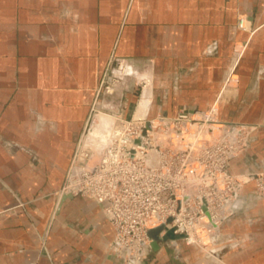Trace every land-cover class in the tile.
I'll use <instances>...</instances> for the list:
<instances>
[{"label":"crops","instance_id":"0c3cea01","mask_svg":"<svg viewBox=\"0 0 264 264\" xmlns=\"http://www.w3.org/2000/svg\"><path fill=\"white\" fill-rule=\"evenodd\" d=\"M212 104L252 126L229 171L263 169L264 0H0V264H264L252 182L209 251L168 231L135 263L113 254L102 205L62 190L92 107L110 124Z\"/></svg>","mask_w":264,"mask_h":264},{"label":"built area","instance_id":"2783aa9c","mask_svg":"<svg viewBox=\"0 0 264 264\" xmlns=\"http://www.w3.org/2000/svg\"><path fill=\"white\" fill-rule=\"evenodd\" d=\"M245 17L238 16L237 26L249 30ZM110 117L94 150L81 146L80 138L62 190L102 205L114 229L115 257L142 261L149 230L159 225L157 237L170 231L207 252L247 182L264 197V168L243 174L228 169L252 126L222 119L215 104L170 116ZM94 151L98 157L89 162Z\"/></svg>","mask_w":264,"mask_h":264},{"label":"rangeland","instance_id":"374dc122","mask_svg":"<svg viewBox=\"0 0 264 264\" xmlns=\"http://www.w3.org/2000/svg\"><path fill=\"white\" fill-rule=\"evenodd\" d=\"M115 68L118 70V72L119 73H122V72H124V64H123V61L122 60H117L116 61V64H115ZM113 79H115V78H112V79H103V81H102V88H103V90L105 91V92H109L111 89H112V85H113V82L115 81V80H113ZM117 79V78H116ZM145 82H146V79H145ZM140 88L142 87V86H145L146 84H147V82H146V84L144 83V81L142 80L140 83ZM99 112V110H97L96 108H94V107H92L90 110H89V113H88V115H87V121H86V126H85V130H84V133L85 134H88V132L92 129V125H93V123H95L96 121H97V118H96V113H98ZM98 115H99V113H98ZM108 115V114H107ZM109 115H115V114H109ZM108 115V116H109ZM94 117H95V119H94ZM109 118H111L110 116H109ZM93 120V121H92ZM90 121V122H89ZM88 127V128H87ZM103 135H104V133H103ZM102 134H97V137H102L103 136ZM103 141V140H102ZM95 143V142H94ZM94 143H92L91 145H88L87 147H85V148H87V150H94L95 149V144ZM77 147H78V145L76 146V148H75V150H74V152H73V155H72V157L74 156V154H75V152H76V150H77ZM97 157H98V152H92L91 153V156H90V158H89V162L91 161V162H94L96 159H97ZM72 159V158H71Z\"/></svg>","mask_w":264,"mask_h":264},{"label":"bare ground","instance_id":"6f19581e","mask_svg":"<svg viewBox=\"0 0 264 264\" xmlns=\"http://www.w3.org/2000/svg\"><path fill=\"white\" fill-rule=\"evenodd\" d=\"M146 82L148 83V79H146ZM99 113V112H98ZM97 114V113H96ZM104 114H97L96 115V118H97V121L95 122V123H93V127H92V129L88 132V134H83V138L80 140V145L81 146H87V144H88V140H89V134H90V132L91 131H93V130H96V128H106L105 126H107L108 124H109V122H107L106 120V118H104V116H103ZM94 119H95V117H94ZM106 119V120H105ZM93 121V120H92ZM90 122V121H89ZM88 128V127H87ZM100 130V129H99ZM106 132H107V130H103L102 131V135H103V133H104V135L106 134ZM103 135V136H104ZM95 143H96V141H95ZM86 144V145H85Z\"/></svg>","mask_w":264,"mask_h":264},{"label":"water","instance_id":"95a60500","mask_svg":"<svg viewBox=\"0 0 264 264\" xmlns=\"http://www.w3.org/2000/svg\"><path fill=\"white\" fill-rule=\"evenodd\" d=\"M147 126H148V123L146 124ZM160 228H161V225H159V226H156V227H154V228H151L150 230H149V234H150V236H151V242H150V244H151V246H155L156 244H157V233H158V231L160 230Z\"/></svg>","mask_w":264,"mask_h":264}]
</instances>
